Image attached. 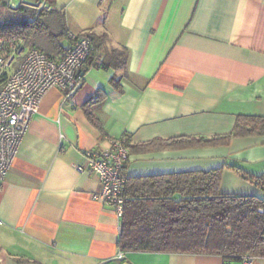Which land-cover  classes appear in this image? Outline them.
I'll list each match as a JSON object with an SVG mask.
<instances>
[{"label":"crops","instance_id":"1","mask_svg":"<svg viewBox=\"0 0 264 264\" xmlns=\"http://www.w3.org/2000/svg\"><path fill=\"white\" fill-rule=\"evenodd\" d=\"M55 5L70 33L93 35V65L68 99L57 87L44 94L0 181V264H224L220 254L122 251L121 221L94 197L98 176L76 166L87 164L86 151L127 137L125 178L224 167L221 191L264 197L248 178L264 173V135L139 149L152 139L229 133L238 115L264 116V0ZM62 44L67 52L73 40ZM122 48L127 69L114 60Z\"/></svg>","mask_w":264,"mask_h":264},{"label":"trees","instance_id":"2","mask_svg":"<svg viewBox=\"0 0 264 264\" xmlns=\"http://www.w3.org/2000/svg\"><path fill=\"white\" fill-rule=\"evenodd\" d=\"M35 1L45 5L36 7ZM11 34L24 36L28 46L52 58L66 52L62 41L73 40L55 0H22L16 7L10 0H0V36ZM86 34L92 55L85 72L93 65L95 53L93 35ZM114 56L116 66L127 69L129 50L119 49ZM113 82L119 87L116 79ZM249 135H264V116L238 115L229 133L152 139L139 149L221 146L229 144L233 137ZM127 145L131 151L130 143ZM229 168L240 171L238 166ZM223 172L224 167H218L126 177L120 249L220 254L225 262L239 261L247 254L264 256V197L221 191ZM248 178L264 188V173Z\"/></svg>","mask_w":264,"mask_h":264},{"label":"built area","instance_id":"3","mask_svg":"<svg viewBox=\"0 0 264 264\" xmlns=\"http://www.w3.org/2000/svg\"><path fill=\"white\" fill-rule=\"evenodd\" d=\"M11 5L16 7L14 0ZM73 45L59 59L43 50L28 46L24 36H0V181L12 168L20 143L33 115L38 112L44 94L57 87L68 99L83 83L85 68L91 57L87 34H72ZM128 138L111 142L109 148L85 152L87 164H78L80 172L96 174L101 190L94 194L112 207L121 221L125 206V169L130 159ZM262 210V209H261ZM122 256V253H120ZM255 256L242 255L236 262L251 264Z\"/></svg>","mask_w":264,"mask_h":264},{"label":"rangeland","instance_id":"4","mask_svg":"<svg viewBox=\"0 0 264 264\" xmlns=\"http://www.w3.org/2000/svg\"><path fill=\"white\" fill-rule=\"evenodd\" d=\"M19 1H22V0H14V2H16V4H18ZM34 4L36 7H43L45 5L44 2H38V1H35ZM12 7H14V6H12Z\"/></svg>","mask_w":264,"mask_h":264}]
</instances>
